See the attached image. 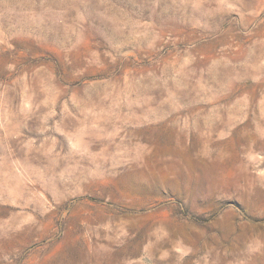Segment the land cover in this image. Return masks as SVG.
<instances>
[{
    "label": "rangeland",
    "instance_id": "obj_1",
    "mask_svg": "<svg viewBox=\"0 0 264 264\" xmlns=\"http://www.w3.org/2000/svg\"><path fill=\"white\" fill-rule=\"evenodd\" d=\"M0 264H264V0H0Z\"/></svg>",
    "mask_w": 264,
    "mask_h": 264
}]
</instances>
